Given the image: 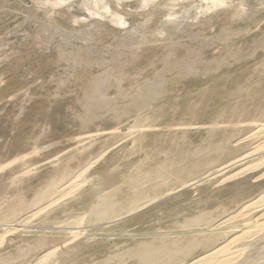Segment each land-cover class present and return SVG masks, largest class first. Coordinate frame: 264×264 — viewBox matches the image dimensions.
Returning a JSON list of instances; mask_svg holds the SVG:
<instances>
[{
  "label": "rangeland",
  "instance_id": "obj_1",
  "mask_svg": "<svg viewBox=\"0 0 264 264\" xmlns=\"http://www.w3.org/2000/svg\"><path fill=\"white\" fill-rule=\"evenodd\" d=\"M46 1L0 0V264L264 257V0Z\"/></svg>",
  "mask_w": 264,
  "mask_h": 264
},
{
  "label": "bare ground",
  "instance_id": "obj_2",
  "mask_svg": "<svg viewBox=\"0 0 264 264\" xmlns=\"http://www.w3.org/2000/svg\"><path fill=\"white\" fill-rule=\"evenodd\" d=\"M72 1L73 0H49V1H46L42 5L44 7V10L58 9V8H63V7L71 5ZM175 1H177V0H164L165 3H168V2L171 3V2H175ZM141 4H142V6L140 7V10H138V11H136L134 13L137 14V16H139V17H143L144 19H148V18L152 17L156 13L158 8H159V5H156L155 3H152L151 0H142ZM80 5H79L80 9L86 11L87 14L88 13L89 14H94L97 17H99V18H101L103 20H108L112 24H114L115 26H117L119 28L120 27L121 28L124 27V25H125V17L131 15V13H127L126 11L125 12L122 11L121 8L119 7V5L117 3H115L114 0H82V4H80ZM111 6H113L112 9H111ZM50 11H52V10H50ZM145 21H147V20H145ZM242 160H244V157L239 159V160H237L236 162H240ZM76 180H77V178H76ZM81 185L82 184L77 185L76 188H74L75 189L74 191H76ZM82 187H83V185H82ZM262 204H264V197H260L256 201L246 205L245 207H243V211L247 212V211H250L251 209H254V208L256 209L259 206H261ZM48 207H50V206H48ZM246 231L244 232L245 233L244 235H240V237L238 238L239 241L242 240L243 238H245V236H248L249 232H246ZM251 231H253V230H251ZM252 248L250 247V249H251L250 251H252ZM248 250H249V248H248ZM257 251H258V249H257ZM262 253L264 254V252H262ZM258 254H261V253H258ZM260 257H262V256H260ZM260 257H259V259H256L255 261L253 260L254 259L253 258L252 259L253 261H252L251 260L252 256H250V253L246 250L245 246L242 249L237 250V251H233V252H231L228 249V247H221V248H219V249H217V250H215V251H213L211 253H208V254H206L204 256H201L197 260L193 261L191 264H264V257H262V258H260Z\"/></svg>",
  "mask_w": 264,
  "mask_h": 264
}]
</instances>
